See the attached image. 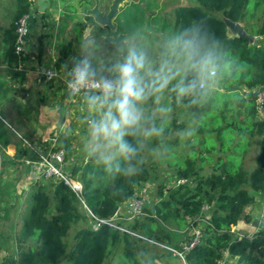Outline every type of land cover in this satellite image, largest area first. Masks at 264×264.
<instances>
[{
	"label": "trees",
	"instance_id": "trees-1",
	"mask_svg": "<svg viewBox=\"0 0 264 264\" xmlns=\"http://www.w3.org/2000/svg\"><path fill=\"white\" fill-rule=\"evenodd\" d=\"M189 3L160 14L166 34L147 30L156 34L154 39L149 37L151 55L145 46L148 35L136 29L141 38L135 39L156 59L160 45L172 35L186 33L195 38L215 58L216 75L207 95L197 106H190L188 99L178 100L166 90L159 104L170 105V126L162 124L164 116L154 114L159 106L154 99L145 103L146 126L162 124L164 132L158 139L140 137L143 148L133 160L141 169L138 175L129 178L106 173L94 161L86 160L70 172L81 183L79 195L62 179L45 178L46 183L34 192L35 202L16 237L15 264H155L157 249L166 256L179 251L184 264H219L225 256L236 258V264H264V227L253 233L244 231L247 236L241 238L237 228L232 229L240 221H252V211L247 208L264 201V117L258 116L256 103L259 90L264 91V41L250 43L231 34L223 18L242 23L253 35H264V19L261 23L246 19L250 0ZM32 8V0H18L11 22L5 27L0 24V52L10 66L26 60L15 52L14 21L30 14ZM149 16L143 6L133 15V22L139 18L143 22ZM126 24L130 30L129 20ZM106 44L112 51L113 45ZM73 55L72 41L60 42L53 67L62 69ZM38 57L42 62V53ZM241 87L247 91L241 93ZM182 109L187 121L177 116ZM183 128L192 129L197 137L193 138L194 147L180 152L175 147ZM68 142L61 140L52 150L63 149L66 158L71 153ZM29 152V146L20 148L18 157L39 159L38 153L29 156ZM167 155L173 157L169 186L167 177H160L155 168V158ZM179 179L186 181L178 183ZM150 184L155 187L153 204L148 205L145 199L142 213L131 220L119 219L115 224L108 220L116 206L121 210L141 187L149 192ZM176 229H201L204 237L199 236L194 246L185 249L195 233L177 245L171 236ZM0 264H12V260Z\"/></svg>",
	"mask_w": 264,
	"mask_h": 264
},
{
	"label": "rangeland",
	"instance_id": "rangeland-1",
	"mask_svg": "<svg viewBox=\"0 0 264 264\" xmlns=\"http://www.w3.org/2000/svg\"><path fill=\"white\" fill-rule=\"evenodd\" d=\"M32 1L33 8L31 11V17L34 27L31 29L33 31L30 33L33 41H36V52L40 50V46L42 49L48 50V56H45L46 59L43 64H47L46 66L49 67H53L52 62L56 59V47L60 42H67L68 40H71L74 53L76 54L79 51L78 44L81 34L85 36L89 34L93 35L99 45L98 55L101 57H107L111 53V50L107 46L106 41H109L112 44L113 41H118L125 36H134L135 38L138 36L141 38V34H138L136 30L139 29V32L142 34L146 33V35H148L145 46L151 55L152 48H150V45L152 44H150L151 42L149 37L151 36L154 39L156 34L154 32L148 33L147 30L153 28L157 29L158 33L166 34L168 29H162V18L160 14L177 6L190 4L189 0L124 1L120 4L118 12L112 19V25H101L92 14L87 13L88 9H92L95 6L96 0H50L48 7H46L42 13L37 11L36 0ZM111 1L112 0H99L98 8L100 15L109 11ZM250 2L251 3L249 4L246 12V19L250 22L261 23L264 19V0H250ZM143 6L146 7V12L151 16H149L145 21L143 20V22H141L140 18L139 20L135 19L136 21L133 22V15L137 13L138 10H141ZM0 11H3L5 15V6L3 4H0ZM11 16L12 14L7 13L6 21L10 22ZM127 20H129L130 25L133 26H130L131 29H134L133 32H129L131 29L129 30V25L126 24ZM86 25L87 32L84 31ZM253 36L254 41L252 43L256 40L258 42L264 41V35L255 34ZM39 83L41 85L33 91L32 97L35 94L34 97H36L37 104L43 106L45 105L49 108V110L47 109V112L49 111V119H43H47L50 122H45L44 125L41 126V130H39L38 133L33 134V138H30L28 136L29 131L31 132L32 128L35 129V124L38 126L40 125L36 120H30V115L26 116V120L29 123L24 128L25 134L21 131L22 129L20 130L14 121L7 119V123L0 119V134L1 136H6L14 141L20 140L21 138L17 132L32 140L36 139L35 141L44 138L40 142L32 141L29 156H32L33 153H38L39 156V154L52 151L53 146L57 145L61 142V140L67 139L70 144L71 153L65 158V171L70 174L74 165L83 166L86 160L90 161L85 158V154L83 153L81 147V138L84 134V125L81 119L85 114L84 100L80 96L71 97L62 95L61 86L59 87L57 84L59 89L54 87L56 83H54V85H49L50 82H45L44 80H41ZM43 83H45V86H42ZM210 85H213V83L210 82ZM22 89L27 92L25 87ZM239 91L242 93L247 90L245 87H241L239 88ZM162 96L163 94L161 97ZM257 98L259 108L258 116L263 118L264 108L261 110V105L264 107V97L262 98V95H260V97ZM162 105L168 106L170 109V105L168 103H164ZM42 111L45 112L44 108H42ZM153 112L156 116H164L162 124L170 126V111L166 114H162L156 109L153 110ZM21 114L24 115L23 109H21ZM177 116L179 119L187 121L186 119L188 117L185 109H182ZM39 121L42 122L40 119ZM162 124L161 127H163ZM53 125H55V127L52 128ZM194 137L197 136L192 129L187 130V128H183L181 130L180 142H178L176 145L177 147L175 148L179 149L180 152L187 151L190 149V145L193 146L192 143L194 141ZM28 145L27 141L21 140V142L16 141L13 146H1L0 148V262L9 259L12 260V264L16 263L18 258L16 237L20 232L23 222L29 214L31 206L35 202L33 195L36 188L38 185L45 184L47 181L45 177L37 179V175H33V169L37 166V161L33 160L36 159L31 158V162H33V164H31L24 161L25 157H18V155H21V153H19V149L28 147ZM172 158L173 157H171V155L164 157L158 156L155 158L156 172L159 173L160 177H167L168 186L173 182V177L170 176L169 172L173 168L171 163ZM152 186L153 184H150L151 189H149V192L147 191L145 194V199L148 205L153 204L152 201L154 200L155 187L153 189ZM124 208L125 207L122 206L121 210L119 209L121 214L125 213ZM249 208L251 207H248L247 210ZM251 210V213L254 214L256 219L257 213H260L261 204L253 205ZM250 223L251 222L248 224L250 225ZM232 229L235 230V227ZM253 229L255 230V228ZM237 230V232H240L239 228ZM192 233L199 234V236L204 237V233L201 229H194L191 230V232L178 231L176 229L173 231L171 236L173 242L179 245L189 240V237L191 236L190 234ZM203 237H201V239ZM156 252L159 257H153L155 264H184L183 256L177 250H173V253L167 256L161 249H157ZM220 264H236V258L225 256Z\"/></svg>",
	"mask_w": 264,
	"mask_h": 264
},
{
	"label": "clouds",
	"instance_id": "clouds-1",
	"mask_svg": "<svg viewBox=\"0 0 264 264\" xmlns=\"http://www.w3.org/2000/svg\"><path fill=\"white\" fill-rule=\"evenodd\" d=\"M112 44L111 53L101 57L96 38L81 34L79 51L63 64V80L69 95L82 96L85 103L81 118L85 158L106 173L131 178L141 171L133 164L143 148L140 137L158 139L164 132L159 125L146 126L145 103L154 99L157 111L168 113L169 107L159 104L167 90L197 106L216 75V63L213 53L186 33L165 40L156 59L137 45L134 36Z\"/></svg>",
	"mask_w": 264,
	"mask_h": 264
},
{
	"label": "crops",
	"instance_id": "crops-1",
	"mask_svg": "<svg viewBox=\"0 0 264 264\" xmlns=\"http://www.w3.org/2000/svg\"><path fill=\"white\" fill-rule=\"evenodd\" d=\"M18 0H0V4H3L5 6V15L3 11H0V24L2 26H7L10 22L6 21V14H12L10 19L12 20L13 15L16 10V4ZM60 4V1H59ZM28 25H29V34L26 37V51L25 54L26 60L23 62H20L17 66H10L4 61L3 53L0 52V119H2L4 122L8 123L7 119H10L14 121L17 126L20 128L22 132H24V128L28 125V121L26 120V116L30 115V120L34 119L36 120L40 125L32 128L31 132L29 131L28 136L31 138L33 134H36L41 130V126L44 125L45 122H47L49 119V111L47 112V109L49 108L47 106H43L40 104H37L35 94L32 97V93L38 86L41 84L39 83L41 80H44L45 82H49L50 80H46L42 75L40 74V68L41 67H48L47 64H43L44 60L46 59L45 56H48V50H38L36 52V41H33V38L31 36V30L33 26L32 22V13L28 14ZM41 47V46H40ZM38 53V54H37ZM42 53V62H39L38 56ZM61 73H63V68L60 69ZM54 81V82H51ZM49 85H54V87L61 86V93L64 96H69L64 84L61 80H51ZM45 86V83L42 84V86ZM23 87L26 88L27 92L22 89ZM59 87H57L59 89ZM53 88V86H52ZM51 89V88H50ZM40 105V106H39ZM42 108H44V111H42ZM21 109H23V114H21ZM51 113V112H50ZM43 118H47L44 120ZM39 119L42 121L40 122ZM50 122V121H48ZM55 127V125L52 126V128ZM18 135L22 138L20 140H11L10 138L6 136H1L0 134V148L3 147H10L13 146L14 143L21 142V140L27 141L29 144L28 146L31 147V143L33 142H40L42 139H39L35 141L36 139L32 140L26 137H24L22 134L17 132ZM25 134V132H24ZM33 138V137H32ZM31 141V142H29ZM31 161L30 157H25V162ZM249 208L247 212H251ZM251 214L250 225L245 221H240L238 225L234 226L235 228H239L240 230L245 231L246 233H250L253 228H256V224L253 226L254 223V214ZM254 231V229H253ZM252 231V232H253ZM251 232V233H252Z\"/></svg>",
	"mask_w": 264,
	"mask_h": 264
},
{
	"label": "built area",
	"instance_id": "built-area-1",
	"mask_svg": "<svg viewBox=\"0 0 264 264\" xmlns=\"http://www.w3.org/2000/svg\"><path fill=\"white\" fill-rule=\"evenodd\" d=\"M28 14L22 15L18 19L14 21L15 25V32H16V47L15 52L21 56L24 57L27 53L26 49V37L29 34V25H28ZM40 74L42 77H44L46 80H61L64 84L63 80V74L60 70H57L56 68L52 66L48 67H41L40 68ZM65 87V85H64ZM66 89V88H65ZM67 91V90H66ZM261 92V93H260ZM263 92V93H262ZM68 93V92H67ZM69 95V93H68ZM262 95V98L264 97V91L260 90L258 92L257 97H260ZM71 96V95H69ZM73 97V96H71ZM76 97V96H74ZM256 98V103H257ZM258 106V103H257ZM259 109V108H258ZM263 109V106L261 105V110ZM27 163L33 164L31 161H27ZM65 152L63 149H57L52 150L44 154H39V159L36 162V167L33 169V175H37V179L40 177L45 178H54V179H62L68 186H70L76 194L79 195L81 192L82 186L81 183L74 178L71 177L70 174L65 171ZM185 179H179L178 183L185 182ZM146 188L142 187L137 190L136 195H134L132 198H130L123 206L125 207V213L122 215L118 214V211L114 216H111L110 219H108L112 224L117 223L119 219L123 220H131L135 216L142 213V205L145 202L146 198ZM206 209V205L203 207ZM260 227H264V201L261 204V210L257 217V224L256 228L253 232L257 231ZM238 237H244L246 234L242 230L240 232H237ZM247 236V235H246ZM199 234H195V237L191 239L187 244L184 245L185 249H189L192 246H194L198 242ZM222 262V260L219 262V264Z\"/></svg>",
	"mask_w": 264,
	"mask_h": 264
},
{
	"label": "water",
	"instance_id": "water-1",
	"mask_svg": "<svg viewBox=\"0 0 264 264\" xmlns=\"http://www.w3.org/2000/svg\"><path fill=\"white\" fill-rule=\"evenodd\" d=\"M124 1L129 2L130 0H112L110 7H109V11L107 13L100 15V11L98 8L99 0H96L95 6L92 9H88L87 13L92 14L96 18L98 23L101 25H112V19L114 15L118 12V8L120 4ZM49 3H50V0H36L37 11L40 13L44 12L46 7H48ZM223 20L225 22L227 29L230 31L231 34L243 36L247 38L250 43L254 41V36L245 31L242 23L238 21H233L227 17H224ZM118 209H119V206H116L111 216H114L116 212L118 211Z\"/></svg>",
	"mask_w": 264,
	"mask_h": 264
}]
</instances>
